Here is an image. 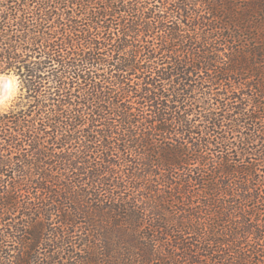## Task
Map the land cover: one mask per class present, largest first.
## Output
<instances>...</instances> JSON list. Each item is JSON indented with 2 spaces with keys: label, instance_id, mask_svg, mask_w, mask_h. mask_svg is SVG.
Masks as SVG:
<instances>
[{
  "label": "trees",
  "instance_id": "trees-1",
  "mask_svg": "<svg viewBox=\"0 0 264 264\" xmlns=\"http://www.w3.org/2000/svg\"><path fill=\"white\" fill-rule=\"evenodd\" d=\"M2 264H264V0H0Z\"/></svg>",
  "mask_w": 264,
  "mask_h": 264
},
{
  "label": "rangeland",
  "instance_id": "rangeland-1",
  "mask_svg": "<svg viewBox=\"0 0 264 264\" xmlns=\"http://www.w3.org/2000/svg\"><path fill=\"white\" fill-rule=\"evenodd\" d=\"M13 78L15 80L14 90L10 92L9 98H7L3 103H0V110L10 109L15 104L16 98L19 96L18 83L16 78L15 77ZM0 264H2L1 258H0Z\"/></svg>",
  "mask_w": 264,
  "mask_h": 264
},
{
  "label": "bare ground",
  "instance_id": "bare-ground-1",
  "mask_svg": "<svg viewBox=\"0 0 264 264\" xmlns=\"http://www.w3.org/2000/svg\"><path fill=\"white\" fill-rule=\"evenodd\" d=\"M11 82L6 79H0V97L1 95H4V94L9 95L10 92L14 90V83L13 82L11 83ZM6 87H7V92H6Z\"/></svg>",
  "mask_w": 264,
  "mask_h": 264
},
{
  "label": "water",
  "instance_id": "water-1",
  "mask_svg": "<svg viewBox=\"0 0 264 264\" xmlns=\"http://www.w3.org/2000/svg\"><path fill=\"white\" fill-rule=\"evenodd\" d=\"M0 79H6V80H8V81H12L13 83H14V86H15V80H14V78L12 77V76H7V75H1L0 76ZM11 82V83H12ZM6 92H7V87H6ZM6 94H4V95H1V97H0V103H3L7 98H9V96H10V94L9 95H6Z\"/></svg>",
  "mask_w": 264,
  "mask_h": 264
}]
</instances>
